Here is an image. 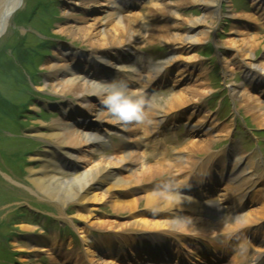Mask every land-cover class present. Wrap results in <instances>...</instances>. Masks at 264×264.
<instances>
[{
    "label": "rangeland",
    "instance_id": "374dc122",
    "mask_svg": "<svg viewBox=\"0 0 264 264\" xmlns=\"http://www.w3.org/2000/svg\"><path fill=\"white\" fill-rule=\"evenodd\" d=\"M150 1L137 0L134 7L127 4L122 12L132 21L145 19L156 28L167 27L173 23L176 25L174 31L177 34L187 30L193 19L203 15L213 25L212 29L208 25L207 30L211 33L209 37L190 45L188 42H169L160 37H151L150 34L135 44L133 50L137 58H146L147 62L154 64L173 60L164 73V84H167V88L154 95L160 98L161 103H166L176 92L182 93L187 88L193 90V87L202 85L198 92L199 99L189 96L183 105L192 110L195 104L196 112L202 119L214 122V126H211L215 129L214 134L200 137L205 141L209 140L204 147L209 150L216 149L231 133L236 135L241 132L242 136L250 138L252 144L247 142L250 152H253L255 136L259 143L264 138V127L257 126L253 116L247 114L244 108L248 101L235 102L230 94L233 87L245 91V86L251 81L247 71L249 67L253 68L240 51L234 50L232 43L235 40H253L256 43L253 60L260 67L257 83L261 82L260 86L264 88V0H221L217 6L189 0H157L160 4L157 8ZM110 2L111 0H24L19 11L10 18L6 33L0 38V264H70L68 261L73 258L76 261L71 264H80L81 257L71 252L80 250L84 254L90 251L84 248V234L77 229L83 222L90 230V237L96 241L109 240L108 236L124 237L126 233L132 234L134 229L155 232L162 229L127 227L126 224L132 221V212L117 213L107 201L94 205L89 213L91 219L84 221L79 218L81 214L77 205L72 204L64 210L55 201L37 196L31 191L29 184L28 167L40 166L32 158L46 152L47 146L43 140L33 139L30 134L37 130L42 131L45 126L54 125L56 120L61 119L58 103L64 104L67 100L76 103L71 96L61 97L57 88L53 87L57 80L49 68L55 64L61 67L70 64L74 67V62H78L81 69L86 67L88 62L83 54L91 53L92 47L83 34L79 35L78 32L94 30L102 23L110 25L109 29L113 32L109 17ZM163 9H167L169 18L161 15L154 17ZM75 32L77 33L74 34ZM70 51L80 53L74 62L66 55ZM137 70L138 73L134 75L130 72L121 73V78L129 81L148 75L150 77L152 74L145 69ZM250 93L253 96L251 104L257 106L258 102L261 103L263 94L258 90ZM102 98H98V101L101 102ZM183 105L179 107L183 108ZM101 111L107 113L105 108ZM187 112L190 111L187 109ZM89 119L92 120L93 117L90 115ZM107 120L105 116L99 120V124H106ZM134 138L135 135L131 134L127 141L137 143ZM194 139L178 146L177 152L186 154ZM232 139L234 138L231 137ZM117 144L116 148H100L96 153H90L89 157L84 158L90 160L88 164L66 163L71 167L66 172H75L77 166L85 172L94 171L101 167L104 156L122 157L127 152L115 151L120 149L118 140ZM136 153L142 157L144 155ZM180 161V164L174 159L169 162L175 165V170H180L179 166H186L188 160L181 158ZM113 167L120 174L132 175L123 165ZM133 169L138 170L139 167ZM167 176L170 173L165 171L161 177ZM142 186H147V182L129 188V191H119V194L133 193L132 198L138 201L135 211L145 217L138 221L147 220L153 225L160 220L148 213L150 206L146 203V197L149 194ZM191 219L197 225L202 224L197 218ZM29 235L37 236L39 240L48 238L55 242L59 252L55 253L56 258L53 254H29L21 251L20 246L28 241ZM114 237L110 238L116 239Z\"/></svg>",
    "mask_w": 264,
    "mask_h": 264
},
{
    "label": "bare ground",
    "instance_id": "6f19581e",
    "mask_svg": "<svg viewBox=\"0 0 264 264\" xmlns=\"http://www.w3.org/2000/svg\"><path fill=\"white\" fill-rule=\"evenodd\" d=\"M194 3H204L209 6H217L221 0H189ZM187 1L186 3H189ZM18 2V0H16ZM15 1L12 2L10 8L14 7ZM150 3L155 7H159L160 4L157 0H151ZM111 11L110 19L112 22L113 32L110 31L109 26L106 24H100L91 31H81L78 32L79 35L83 34L89 46L92 47L91 53H85L84 58L88 62L84 69H81L80 64L75 61V57L78 55V51L66 53L68 58H71L74 62V67L69 65L61 66L53 65L49 69L54 72V79L57 80L53 87L57 88V91L61 94V97L71 96L74 98L76 103L67 100L66 103H58V111H60L62 117L56 120L54 125L45 126L42 131H35L30 135L33 139H41L46 143V152L41 154H36L32 158V161H37L40 166L29 168V184L31 185V191L36 193L37 196L45 198L47 200L55 201L59 207L62 209H68L70 205H77L80 211V219L84 221H89L91 216V209L94 205L101 203L102 201L110 202L117 213L124 211L132 212V221L126 224L129 228L144 227V229H157V228H172V229H184L185 231H197V232H211L215 231L217 226L212 220L208 221L209 215L205 216L204 212L205 205H210L211 202L207 201L202 203L197 199H192L189 196L169 194L166 197H161L155 195L158 191H162L163 188L159 183L146 187L148 190V196L146 197V203L150 206L153 211L162 212L163 222H157L156 224H149L146 220H140L145 218L143 215H139L135 210L138 208L137 200L133 199V193L123 192L119 194V191L128 190L129 188H134L135 186H140L144 182L149 183L150 180L157 177L163 176L166 168H163L156 162H147L144 155L143 157L138 153H126L122 157H103L101 162V167L90 172L82 171L80 168H76L75 172L71 174L67 173L68 170L66 163L68 165L81 163H90L89 159H84L89 157L90 153H96V149L100 146H106L108 144L107 140L111 138L112 135H117L120 139L126 137L128 133L134 134L136 137L135 141H142L145 137L151 135L156 128V124L152 121L151 123H146L143 125H136L134 123L125 124L123 122L117 121L111 114L103 113L101 111L104 106L98 98L104 96L105 89L104 84L114 81V77L120 75V73H138L137 67L144 66L148 69L149 73L153 72V77L146 76L141 78V80L129 82L130 88L138 93L146 94L150 96L151 86L158 84L163 78L161 75H155V71H159L165 64H153L147 62L141 57H135L133 47L138 41L146 39L150 34L151 37L162 38L168 40L169 42H181L188 45L195 43L196 41L202 40V38H207L210 36L209 28L212 29V24L207 20L206 15L201 16V18L193 19L190 26L184 32L177 34L174 31L176 25L170 23L167 27L156 28L153 24L144 20H130L125 17L122 12V4L117 0H111ZM109 5V6H110ZM161 10V9H160ZM173 13V12H172ZM2 12L0 11V17ZM175 14V11H174ZM170 17L167 9H163L154 15ZM75 32L74 34H76ZM154 39V38H153ZM235 46L234 50L240 51L243 57H246L250 61V66L247 74L251 77L250 83L245 86V91L242 92L238 87L231 88L230 94L235 102L248 101L247 106L244 108L247 114L253 116L254 121L257 126L264 127V101L263 98L261 103L258 102L257 106L251 104L253 98L250 91L258 90L259 93L264 94V88L261 82H258V62L254 61V52L256 43L253 40H235L232 43ZM80 54V53H79ZM66 59V57H63ZM90 63V64H89ZM137 63V65H136ZM114 70H110V68ZM108 74V72H110ZM118 79H120L118 77ZM251 85V88L250 86ZM52 86V85H50ZM256 86V89L254 88ZM198 87V88H197ZM193 87V90L187 88L182 93L176 92L172 95V98L167 100L166 103L160 102V107L153 109L149 112V116H156V119L161 120L165 113L170 110L177 109L179 106L185 104L184 100L189 99V96L194 98L198 96L202 85H197ZM187 99V100H188ZM251 101V102H250ZM263 102V103H262ZM38 109V108H37ZM90 115L93 117L90 120ZM194 115L190 114V117ZM107 116L108 122L106 124H99V120ZM89 117V118H88ZM199 118V117H198ZM194 117L193 132H200L197 126L200 122L199 119ZM89 119L88 122H86ZM99 124V125H98ZM130 125V126H129ZM197 125V126H196ZM230 128V127H229ZM101 129L104 132H101ZM128 130H132L129 132ZM31 137V138H32ZM196 139L190 144L188 148V155L185 160H190L192 154L197 151H205L202 149L209 140ZM236 148V147H235ZM237 162L236 165L245 162V169L243 172H252L255 170L257 165L252 161V158H247L243 151L239 148L236 149ZM242 160V161H241ZM115 165H123L124 169L131 172V176H126L120 174L114 170ZM135 165V166H134ZM138 166V170L133 168ZM70 167V166H68ZM180 167V166H179ZM175 168L171 165V169ZM175 170V169H174ZM173 174L172 177H175ZM222 177V176H221ZM175 182V181H173ZM143 188V186H142ZM157 190V191H155ZM170 197V198H168ZM214 199L213 197H211ZM192 210L202 224L197 225L192 222L193 219L183 214V211ZM88 214V215H87ZM139 215V216H138ZM158 217H161L160 215ZM167 219V220H165ZM206 220L207 222H204ZM249 216H242L239 218H233L227 216L218 222V225L222 227L223 230L232 231L233 229L242 226V224L247 223ZM214 221V220H213ZM84 234V243L89 253L83 254V251L73 250L71 254L75 253L81 257L80 264H90L94 261H99L100 264H118L117 255L114 251V246H106L102 249L99 245L100 241H95L90 238V230L84 224H79L77 226ZM209 241V240H208ZM107 243V242H105ZM196 245H200L196 241ZM218 244H215L217 246ZM57 244L53 243L50 245L49 239L42 240L31 238L24 242L20 246V250L25 253H43L51 255L53 254L56 258L55 253L58 254ZM135 258L138 255L134 256ZM85 259H87L85 261ZM76 261V258L69 260L71 264ZM89 261V262H88ZM164 264V263H163Z\"/></svg>",
    "mask_w": 264,
    "mask_h": 264
},
{
    "label": "clouds",
    "instance_id": "9594fccd",
    "mask_svg": "<svg viewBox=\"0 0 264 264\" xmlns=\"http://www.w3.org/2000/svg\"><path fill=\"white\" fill-rule=\"evenodd\" d=\"M103 87L105 94L101 99L102 105L112 117L125 124L151 123L149 112L161 106L158 96L149 97L146 94L138 93L132 90L127 80L124 79L106 83ZM171 190V185H164V190L158 191L155 195L166 197Z\"/></svg>",
    "mask_w": 264,
    "mask_h": 264
},
{
    "label": "water",
    "instance_id": "95a60500",
    "mask_svg": "<svg viewBox=\"0 0 264 264\" xmlns=\"http://www.w3.org/2000/svg\"><path fill=\"white\" fill-rule=\"evenodd\" d=\"M16 0H0V11L2 12L0 17V38L6 33L10 18L19 11L24 0H18L11 9L10 5ZM3 2L5 3L3 5Z\"/></svg>",
    "mask_w": 264,
    "mask_h": 264
}]
</instances>
